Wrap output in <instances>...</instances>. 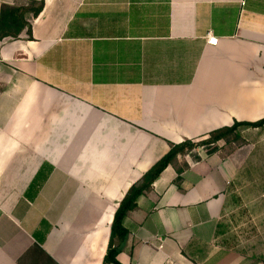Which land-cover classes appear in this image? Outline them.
I'll return each instance as SVG.
<instances>
[{"label": "crops", "instance_id": "0c3cea01", "mask_svg": "<svg viewBox=\"0 0 264 264\" xmlns=\"http://www.w3.org/2000/svg\"><path fill=\"white\" fill-rule=\"evenodd\" d=\"M26 20L0 40V264H104L171 145L264 119V0H44ZM197 154L129 213L119 264H264V126Z\"/></svg>", "mask_w": 264, "mask_h": 264}, {"label": "trees", "instance_id": "16d2710c", "mask_svg": "<svg viewBox=\"0 0 264 264\" xmlns=\"http://www.w3.org/2000/svg\"><path fill=\"white\" fill-rule=\"evenodd\" d=\"M44 8V0L26 2L21 6L3 3L0 15V40L11 38L17 39L27 29L29 38L32 37L30 23L26 20L27 15L37 18ZM239 125L259 128L264 126V119L256 123H235L231 128H223L211 132L205 139L198 142L185 141L178 145H171L169 153L157 162L141 179L134 184L120 202L111 227V238L104 264H119L117 256L121 252L120 245L128 238L129 231L125 228L124 222L129 213L138 208L141 197L148 194L153 184L169 166H178V158L191 155L193 162L200 161L197 149L203 148L208 151L216 150V145L221 141L229 142L231 136H235ZM233 136V137H234ZM178 174L183 167H178Z\"/></svg>", "mask_w": 264, "mask_h": 264}, {"label": "built area", "instance_id": "2783aa9c", "mask_svg": "<svg viewBox=\"0 0 264 264\" xmlns=\"http://www.w3.org/2000/svg\"><path fill=\"white\" fill-rule=\"evenodd\" d=\"M207 44L216 46L218 44V38L213 37L211 34L207 35Z\"/></svg>", "mask_w": 264, "mask_h": 264}, {"label": "rangeland", "instance_id": "374dc122", "mask_svg": "<svg viewBox=\"0 0 264 264\" xmlns=\"http://www.w3.org/2000/svg\"><path fill=\"white\" fill-rule=\"evenodd\" d=\"M234 135H232L231 137H233ZM234 143H237V141H234ZM206 150V149H205Z\"/></svg>", "mask_w": 264, "mask_h": 264}]
</instances>
